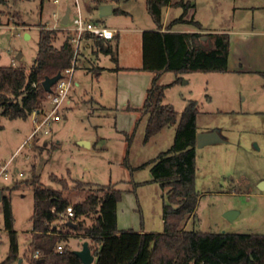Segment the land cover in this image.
Masks as SVG:
<instances>
[{"label": "rangeland", "instance_id": "374dc122", "mask_svg": "<svg viewBox=\"0 0 264 264\" xmlns=\"http://www.w3.org/2000/svg\"><path fill=\"white\" fill-rule=\"evenodd\" d=\"M213 3L216 4L217 0ZM139 4L142 3L121 1L115 3V8L133 11L138 22L144 18L152 22L151 16ZM78 5L83 17L109 29L126 26L132 20V17L114 12L102 16L95 0H78ZM68 8L71 17L77 15L76 0H60L58 3L54 0H4L0 3V66L29 69L37 58L39 32L44 26L59 30L55 45H61L67 31L60 22ZM173 15L180 14L174 11L171 17ZM187 17L191 15L187 13ZM217 18H220V13H213L207 24L211 28L222 26ZM25 32L31 37L27 38ZM19 54L21 58H17ZM113 55L115 52L101 53L102 62L99 65H110L114 61ZM87 66V60H78L70 94L71 104L68 109L62 108V119L51 125L50 134L32 138L13 157L17 147L33 131V117L12 120L0 116V160L4 163L10 161V177L8 180L0 179V188L30 179L33 172L40 175L44 186L55 189H61V186L51 180L52 174L67 178L70 188L75 186L76 180L90 183L82 189L64 191L65 196L75 204L95 191L97 186L113 183L122 190L120 213L124 215V220L128 218L126 224L121 223V227H128L129 222H133L136 229L163 232V203L167 200L168 188L151 181L153 164L150 162L172 147L178 124L165 127L162 133L148 141L145 140L146 119L129 134H117L119 113L115 108L114 91L112 88L106 91L111 105L108 109L91 103L90 97L97 99L99 92L93 83L94 74L87 73ZM188 74L181 75L178 83L166 88L164 102L172 104L180 118L189 100L197 101V134L216 130L224 141L203 147L196 142L195 186L200 196L195 216L184 224V228L209 233L264 234V191L260 189L264 181V77L200 72ZM176 79L175 73L166 72L161 77V83L170 85ZM76 80H79L80 86L75 85ZM104 83L106 85V79ZM90 87H93V92L89 96L84 90ZM44 106L51 108L50 97ZM85 140H92V145L83 146L81 141ZM137 181L143 182L139 188L135 186ZM12 206L20 252L26 256L32 239L30 218L34 208L30 185L23 183L13 191ZM231 210L239 213L233 220L224 216ZM95 217L91 215L80 220L85 225H91ZM58 226L75 236V231L64 222L60 221ZM84 242V237H72L68 245L77 250ZM8 251L9 237L0 204V263Z\"/></svg>", "mask_w": 264, "mask_h": 264}, {"label": "trees", "instance_id": "16d2710c", "mask_svg": "<svg viewBox=\"0 0 264 264\" xmlns=\"http://www.w3.org/2000/svg\"><path fill=\"white\" fill-rule=\"evenodd\" d=\"M3 1L0 0V3ZM121 1L127 0H95V3L99 8L103 4ZM146 4L157 29L143 33V64L140 70L151 72L154 77L143 105L127 106L125 110L148 116L146 141L165 127L178 124L172 147L150 162L153 164L151 181L168 188L167 200L163 203L164 231H120L117 206L122 199V190L113 183L97 186L85 199L73 204L64 191L82 189L90 183L76 180L75 186L70 188L67 178L52 174L51 180L61 186V189H55L44 186L40 175L33 172L30 179L0 188L4 227L9 237V251L0 264H83L68 245L72 237H84L91 242L95 256L93 264H264V234L209 233L184 228V224L195 216L200 196L195 186L199 104L189 100L178 118L174 106L164 102L166 88L178 83L183 74L229 72V35L201 32L204 30L202 23L187 17L188 9L195 7L189 1L146 0ZM177 5L182 6L184 12L168 23L166 31H162L166 8ZM113 11L118 15L127 14L119 7ZM179 23L192 25L200 32L172 31ZM58 34V29L41 28L37 58L29 69L0 66L1 115L12 120H26L35 111L44 109L50 94L45 91L42 82L46 76H55L71 67L74 58L70 34L57 46ZM100 45L106 54L115 52L111 46L104 47L103 41ZM112 57L118 61L116 53ZM166 72L177 76L170 85L160 82L161 75ZM23 183L32 187L34 196L30 218L32 239L26 256L20 252L12 206V193ZM69 206L74 210V216L69 220L78 221V228L68 226L67 222L64 224L75 231V236L55 224ZM91 215H96L91 225H85L80 220ZM59 244L64 245L62 253L57 251ZM38 252L39 256H35ZM20 258L22 263H19ZM42 259L44 261L39 262Z\"/></svg>", "mask_w": 264, "mask_h": 264}, {"label": "crops", "instance_id": "0c3cea01", "mask_svg": "<svg viewBox=\"0 0 264 264\" xmlns=\"http://www.w3.org/2000/svg\"><path fill=\"white\" fill-rule=\"evenodd\" d=\"M127 1H137L138 3H142L139 5H142L149 14L146 0L145 2H141L144 0ZM178 1L180 0H173L175 3ZM184 1H189L191 4L195 5V7H190L188 9V13L195 20H198L202 23L204 30L201 32L229 35V72L224 73L223 75L238 74L239 76L257 75L264 77V0H217L216 4L213 3V0H195V2H191L190 0ZM110 4H112L114 10L115 3ZM182 8V6L178 5L173 7L168 6L166 8L164 28L162 31L167 30L166 26L171 20L182 15L184 12ZM121 9L127 13L122 15L132 17L131 22L126 26L117 28L118 30L113 29L115 30V38L113 40H101L104 43V47L111 46L113 48L117 55L118 61L112 60L113 62L106 66L99 65V63L102 62L100 54L105 53V51L100 45L101 41L92 40L88 36H86L81 43L78 60L80 58L87 60L89 65L86 67L87 73L90 75L94 74L92 79L93 83H95L96 87L98 88L99 96L97 99H95L94 96H91L89 99L91 103L97 104V106H100L101 109H108L111 107L106 97V91L112 88L115 94V108L119 113V120L116 122L117 134H129L135 129L137 124L142 122L144 119H148L147 115L142 116L137 112L127 111L125 108L127 106L141 107L145 101L147 90L151 85L154 74L140 70L143 64L142 37L145 31L156 30L157 27L153 19L152 22H150L147 18H144V20L138 22L133 11L123 8ZM174 11H177V14L180 15H173V17H171ZM214 11L220 13V18H217V22L222 24V26L217 28H211L207 24L210 22V16L213 13H216ZM224 19L227 21V24H224ZM0 27H2L1 24ZM172 31L190 33L200 32L192 25L182 23L176 24ZM121 32L125 34L122 36ZM25 35L27 38L31 37V34L28 32H25ZM78 60L74 74L78 68ZM11 61L13 64V57L11 58ZM105 79L106 85L104 83ZM75 85L80 86L79 80L75 81ZM84 92L89 95L93 92V87L85 89ZM71 101L72 96H70L68 102L65 104V109L69 108ZM1 112L2 111L0 109V116ZM19 130L20 129H18V131ZM163 130L160 133H162ZM31 134L32 132L17 147L12 157L16 152L23 148V145L31 136ZM88 142L91 146L92 140H89ZM47 143L48 141L46 139L45 145H47ZM17 178L18 177H16V179ZM142 183L143 182L137 181L135 182V186L139 188ZM120 210V203H118L117 225L120 231L132 229L137 232H149L143 228L136 229L133 222H129L130 226L127 225L128 227H121V223L126 224L128 218L125 217L126 220H124V215L120 213ZM130 221H132V218ZM59 222H56L55 224L58 225ZM60 229L64 231L62 228Z\"/></svg>", "mask_w": 264, "mask_h": 264}, {"label": "built area", "instance_id": "2783aa9c", "mask_svg": "<svg viewBox=\"0 0 264 264\" xmlns=\"http://www.w3.org/2000/svg\"><path fill=\"white\" fill-rule=\"evenodd\" d=\"M60 0H54L58 3ZM76 5L78 7V13L74 17H69V23L63 25L64 30L70 34V42L74 49V58L72 60V66L67 68L62 72V78L57 81V83L52 87V93L50 94V109H42L35 111L32 114L34 129L31 136L25 142L28 143L32 138L39 137L40 135L50 134V127L53 123L60 121L62 119L61 110L68 102L71 94V88L73 86V77L75 66L77 65V60L79 57L80 46L83 39L88 36L92 40H113L115 38V30L100 26L81 14L78 0H76ZM61 23V22H60ZM23 145V147L25 146ZM9 162L0 161V179H9ZM74 216V210L72 206H69L64 214L61 215L60 220L62 222H70L69 218ZM58 222V221H57ZM64 250V245L59 244L57 246V251L62 253ZM39 252L35 256H39Z\"/></svg>", "mask_w": 264, "mask_h": 264}, {"label": "water", "instance_id": "95a60500", "mask_svg": "<svg viewBox=\"0 0 264 264\" xmlns=\"http://www.w3.org/2000/svg\"><path fill=\"white\" fill-rule=\"evenodd\" d=\"M99 9H100V14L102 16L113 13V6L110 3L99 6ZM70 12L71 10L70 8H68L66 13L61 19V24L67 25L69 23ZM18 58H21V54H19ZM61 78H62L61 72H59L55 76H46L44 81L42 82L45 91L48 93H52V87ZM223 141H224L223 137L216 130L211 132L198 133L196 140L197 145L199 147H203L205 145H209L216 142H223ZM81 144L83 146H90V143L88 141H81ZM260 189L264 190V181L260 184ZM1 196H2V192L0 191V202H1ZM237 214L238 212L231 210L226 212L224 216L229 220H233L237 216ZM68 226L73 227L75 229L78 228L77 222H73V221L68 222ZM73 252L81 259L83 264H93L95 262V256L93 255L89 241L87 240L83 243L81 249L73 250ZM22 261L23 259L20 258L19 263H22ZM43 261H44L43 259L39 260V262H43Z\"/></svg>", "mask_w": 264, "mask_h": 264}]
</instances>
